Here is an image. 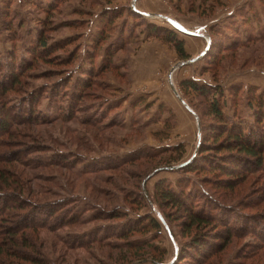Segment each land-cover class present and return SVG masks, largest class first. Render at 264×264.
Segmentation results:
<instances>
[{
  "label": "rangeland",
  "instance_id": "obj_1",
  "mask_svg": "<svg viewBox=\"0 0 264 264\" xmlns=\"http://www.w3.org/2000/svg\"><path fill=\"white\" fill-rule=\"evenodd\" d=\"M153 26L183 40L189 59L180 61L172 45L149 34ZM40 37L47 45L43 53L35 50ZM25 59L33 61L31 69L19 65ZM11 62L21 86L0 98L14 110L5 129L11 142L1 143L8 146L2 151L15 156V171L41 206L67 203L76 218L72 225L44 231L49 259L56 264H157V258H162L158 264L177 258L180 264H264V247L250 231L255 226L244 222L247 212L236 206L256 203L264 174L258 172L263 176L258 183L239 184L230 192L227 202L233 206L225 210L235 214L227 246L219 250L212 244L187 261L180 254L188 238L178 225L184 214L156 202L153 192L160 180L175 190L178 180H186L188 187L180 188L215 196L203 186V174L181 169L197 153V124L201 135L213 121L207 98L184 93L180 83L222 89L227 107L240 105V116L252 123L250 90L264 95V0H0V76ZM87 69L94 75H83L87 84L78 86ZM141 193L150 202L138 206ZM205 200L185 202L198 209ZM113 209L119 216L112 217ZM146 214L159 220L161 231L122 238L129 224ZM221 234L211 230L209 241L221 244Z\"/></svg>",
  "mask_w": 264,
  "mask_h": 264
},
{
  "label": "trees",
  "instance_id": "obj_2",
  "mask_svg": "<svg viewBox=\"0 0 264 264\" xmlns=\"http://www.w3.org/2000/svg\"><path fill=\"white\" fill-rule=\"evenodd\" d=\"M107 20H110L109 15ZM149 29V34L166 45H172L180 61L189 59V55L183 48V40L179 39L174 32L156 26ZM46 46V40L40 37L35 50L43 53ZM34 52L30 51L34 59L35 57L36 59L42 58L36 51ZM11 63L5 65V68L11 67V69L5 71V75L0 76V98L19 91L21 86L20 72L16 71L18 68L15 62ZM32 63L33 61L25 59L19 65L25 66L24 69H31ZM82 71L81 78H77L78 86L81 87L87 84L83 81L88 77L85 78L83 75L90 76L95 72L92 69ZM180 87L184 93L191 90L207 98V115L213 121L201 133L197 153L181 169L194 175L203 174L205 180L200 183L215 190L216 193H212L215 195L212 197L211 194L201 193L197 189L188 191L187 188L185 189L186 186L188 187L186 180L185 182L184 180L177 181L175 184L177 190L165 180H160L154 185L153 192L156 202L161 205L165 204L166 207L176 208L184 214V218L178 225L181 234L188 238L187 245L180 254L183 255L182 260L187 261L189 256L198 258L195 254H201L204 249L214 247L212 244L219 247V250L227 246L233 234L230 220L235 214L232 210L230 212L225 210V207L233 206L227 202L231 200L230 192H233L239 184L249 186L253 182L258 183L260 176L263 177L258 175V172L264 174V95L250 90L251 101L248 109L252 110L253 121L251 123L240 116V105L231 107L233 109L227 107V100L222 89L208 90L207 86H200L194 81H184L180 83ZM234 93L232 90L229 92L232 96ZM232 96L229 97L231 101ZM6 107L5 102L0 101V133L2 134H0V264H56L45 255L42 235L44 231L52 232L62 226L72 225L76 218L72 212L69 213L67 210V203L54 202L51 204L54 206L49 205V209H46V206H41V201L35 200L33 198L35 196L25 190L26 186L21 176L12 165V161L17 162L13 160L15 156L11 159L12 156H6L2 151L4 147L8 148L1 143L10 141L11 136L5 133V129L9 124V115L14 111L10 109L13 106ZM216 176L219 177L218 180L213 179ZM184 183L185 187L180 188ZM255 194H258L254 201L256 203L240 201L236 206L247 212L241 217L244 222L255 226L254 230L250 231L258 237V244L264 247L262 237L264 236V190L257 191ZM197 197L206 199L202 208L195 209L192 203L188 205L185 202V199H197ZM140 198L141 200L136 203L138 206L144 205L147 201L150 202L147 193H141ZM43 209H45L44 213ZM116 213L113 209L112 217L119 216ZM126 230L127 233H124L122 238L129 237L133 233H148L149 231L158 233L161 231V224L153 215L146 214L145 217L142 216L139 220L129 224ZM211 230L215 235L224 233L219 236L221 244L209 241ZM137 248L140 247L136 246L135 249ZM176 261L179 259L177 258ZM176 261L171 264L182 262L177 263ZM154 263H162V258H157Z\"/></svg>",
  "mask_w": 264,
  "mask_h": 264
},
{
  "label": "water",
  "instance_id": "obj_3",
  "mask_svg": "<svg viewBox=\"0 0 264 264\" xmlns=\"http://www.w3.org/2000/svg\"><path fill=\"white\" fill-rule=\"evenodd\" d=\"M176 25V24H175ZM177 26V25H176ZM175 26V27H176ZM177 28V30H179L180 32L182 31V32H184V33H187L188 34V32L189 31H186V30H184V29H182V28H180V27H176ZM170 88H171V90L173 91V93L175 94V96L178 98V100H179V102L186 108V109H188V106H187V104L184 102V100L177 94V92H176V89L174 88V86L171 84L170 85ZM199 124H197V134H198V137H197V141L199 142V137H200V135H199Z\"/></svg>",
  "mask_w": 264,
  "mask_h": 264
}]
</instances>
